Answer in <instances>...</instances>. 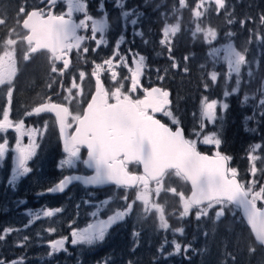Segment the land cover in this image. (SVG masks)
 Listing matches in <instances>:
<instances>
[{
    "label": "snow or ice",
    "instance_id": "6c2138e0",
    "mask_svg": "<svg viewBox=\"0 0 264 264\" xmlns=\"http://www.w3.org/2000/svg\"><path fill=\"white\" fill-rule=\"evenodd\" d=\"M58 0H42L45 7H35L31 11L27 10V5L19 8L16 24L26 30V38L28 54L24 56V60L30 59V54L38 53L41 50L46 51L50 56V74L59 73L63 75L65 70L70 68L71 53L77 50V57L89 53V47L84 46L87 41H93L96 47L91 51L95 52L100 46L107 43L104 35L97 38V34L105 33L108 25L105 20H95L91 15L87 14V5L84 0H66V11L61 14H55L54 8ZM207 3H214L215 11L219 13L228 7L227 0H207ZM181 6H186V0H179ZM206 0H197L194 9L197 18L202 17ZM116 6L123 8L121 0H116ZM159 7V6H158ZM101 11H106L103 2L100 4ZM206 10V9H205ZM84 14V18L79 22L73 19L74 13ZM132 13L123 11V17L127 18ZM231 16V14H230ZM2 23L7 20L0 19ZM261 28L264 29V14L259 16ZM89 22L91 24L89 25ZM229 24L233 20L229 18ZM243 26L246 21L241 20ZM132 25H137V20H131ZM79 30H89L90 36L81 35ZM180 31V24H166L162 29V38L159 43L166 46L170 59L171 67L178 68L180 65L171 56L172 44L170 37ZM202 33L205 41L215 40L218 33L216 29L211 27H200L197 25L193 35ZM134 35H144L143 31L134 32ZM228 37L234 36V33H227ZM252 35L257 39L264 41V31L259 33L252 30ZM126 37L120 36L113 44L112 55L102 62L92 61L94 68L91 76L95 79V93L92 95L91 102L88 103L83 114L73 115L69 108L63 103H41L31 112H26L25 116L40 115L42 113H54L56 121L59 125V133L63 143V152L66 158L60 161V167L65 165L72 169L77 167V162H82L88 169L93 170L92 175H67L60 179L54 186L47 188V193H63L73 181H82L87 185H115L118 188L134 189L136 196L132 201H128L127 193L121 199L125 201V208L116 211L113 215L107 217L106 220H96L94 224H89L87 228H73L71 232L72 245L87 244L92 245L98 241L105 239L109 228L119 221H123L132 211L134 205L140 202L143 205L145 214L155 212L158 214L159 227L167 230L170 225L165 214V204L159 202L161 193H171L179 197L181 210L179 218L188 217L192 210L195 209L197 220L208 217L210 210L216 209L215 218L219 220L225 215L226 210H230L229 206L240 208L247 217V223L251 225L255 232V239L259 245L264 247V206L258 207V201H264V185L258 186L255 190L256 181H252L250 186L241 183L238 177V170L229 167L228 162L231 157L222 154L219 150L213 156L201 153L197 148V141L186 139L183 130L176 127L175 130L168 127L161 120L156 118L157 113L171 117L174 124L179 121L173 116L169 106L171 104L170 92L161 87L144 88L143 98L133 99L129 94L134 93L138 87H141V77L145 70V57L140 55L134 60L135 67H130L127 63V55L120 52V46ZM148 41H145L147 43ZM251 40H249V43ZM8 46L15 45L17 40L8 38L5 42ZM129 52L132 50L129 49ZM219 53L220 49L214 50ZM224 59L227 61L229 75L236 74V89L240 86V74L242 66L249 63L247 59L248 49L237 50L232 44L228 43L223 46ZM264 55V53H262ZM189 57H184L188 60ZM59 62V67L57 66ZM119 67H125L131 73L130 88L128 92L122 91L124 85L118 81L120 73L117 71ZM203 67V66H202ZM107 70L110 73V80L119 83V86L109 92L102 81L101 74ZM184 72H188V68L184 67ZM17 73V65L15 55L12 51L6 50L0 55V86H6V99L8 104L2 111V119H0V132H6L13 129L17 133L15 147L13 149L14 167L12 168L11 178L7 181L8 185L15 190L16 182L27 174L32 172L29 162L37 154L39 143L37 137L42 129L36 127H26L24 119L16 121L10 119L11 98L14 91V77ZM251 75V71L248 73ZM212 82H216L218 73L212 71L208 73ZM79 79L82 81L86 77L84 71L78 73ZM164 77L161 76L160 79ZM52 83H56L53 81ZM52 85L50 84L49 87ZM205 88L208 84L204 85ZM74 89H81L80 84L76 83L73 77L71 87L67 89L71 96ZM228 93H225L227 95ZM259 99V107L264 109V87L261 88ZM67 100L68 97H65ZM247 101L248 97H244ZM114 101V102H110ZM218 101L208 100L204 98L201 105V114L210 120L216 119ZM229 105L224 103L223 109H227ZM264 117V111L259 112ZM253 116L245 117L246 120L253 119ZM74 126V131H69ZM47 129V122L43 126V131ZM27 136L28 143H23V138ZM0 160H3L9 151V142L6 138L0 137ZM203 143L215 145L217 148L222 141L219 133L203 135ZM261 145H255L254 148H261ZM85 150L87 157L81 160V151ZM252 161H256L255 155H250ZM131 165L142 166V172L131 171ZM255 175L257 168L255 164L250 169ZM178 177L182 181L189 182L191 185L190 195H186L184 191H178L176 187L168 185L171 177ZM154 185V187H153ZM44 193H41L43 195ZM155 196L157 199H153ZM105 200L104 203H109ZM17 203H23L22 200ZM87 203V201H85ZM79 207V206H77ZM62 211L61 208L47 209L42 211L45 218L54 217ZM32 219H29L28 226L33 224L35 220L40 219V214L28 213ZM96 216L97 213H93ZM14 231L12 228L5 229V233ZM55 228L48 229V232H55ZM183 233L182 228L174 230ZM6 237L0 236V240ZM24 237V241H27ZM68 237H61L49 241L51 251L48 256H53L60 251H67L66 241ZM175 253L181 251V244L173 241ZM17 246H23L18 244ZM190 245L184 248L187 251ZM251 254L256 251L255 247L249 249ZM172 253H170L171 255ZM0 264H24L22 258L7 260L0 257ZM264 264V262H262Z\"/></svg>",
    "mask_w": 264,
    "mask_h": 264
},
{
    "label": "flooded vegetation",
    "instance_id": "af4514ba",
    "mask_svg": "<svg viewBox=\"0 0 264 264\" xmlns=\"http://www.w3.org/2000/svg\"><path fill=\"white\" fill-rule=\"evenodd\" d=\"M123 0H121L122 2ZM99 0H92L89 2L87 8V14L97 16L101 13L99 11ZM27 5V10L31 11L33 8L45 7L42 0H0V19L7 20V23L0 21V55H3L4 51L10 50L15 55V62L17 65V73L14 77V91L11 98V111L10 119L12 121L24 119L26 127H36L42 129L40 135L37 137L39 147L37 154L32 161L29 162V166L32 168V172L24 177H21L16 182L15 190L11 185H8L7 181L11 178L12 168L14 167L13 156L14 147L16 143L17 133L13 129H9L6 132H0V137L6 138L9 142V151L6 153L3 160H0V236L6 237L0 240V257L6 258L11 261L13 259L22 258L24 264H38L39 253L44 256L43 264H65L66 259L75 258V261L71 264H80L79 259H76V255H79L81 251H76L77 247L83 245L82 249H85L89 254L101 251L102 262L101 264H122L124 252L123 250H115L119 247L120 239L125 235L126 240L123 241V245L126 247L127 256L131 251H135L134 259L131 264H139L138 257V233H131L129 231L123 234L122 230L118 227L127 219L128 215L123 221H119L111 226L106 233L103 241H98L92 245L81 244L72 245L71 232L73 228L84 229L89 224H94L96 220H106L108 216L113 215L116 211L123 210V200L121 196L129 197V201L133 200L134 189L118 188L115 185L104 186L102 188L85 187L81 183H73L69 185L63 193H47V188L54 186L60 179L67 175H92L93 171L89 170L82 162H77L75 169L65 165L60 167V161L66 158V153L63 152L62 139L59 133V125L56 121L54 113H42L40 115L25 116L26 112H31L35 107H38L41 103H63L67 106L70 112L75 115L77 113L83 114L84 109L95 90V79L91 76L93 71V63L102 62L104 59L110 57L113 52V44L117 39L123 35L120 19H117L115 14L118 13L116 7H110L106 5L105 17L103 20L107 22L108 31L110 34L106 36L104 34H97L98 36L104 35L107 43L103 50H99V54H94L90 50L84 56V59L77 57V50H73L71 53L70 68L65 70L63 75L59 73L50 74V56L49 54L41 50L38 53L30 54V59L25 61L24 56L28 54L26 38V30L16 24V17L20 7ZM133 6L131 9H135ZM130 9V8H128ZM66 9L62 6L60 0L55 5V14H61ZM81 15L76 13L73 19L79 22ZM91 22H89V25ZM81 35L90 36L89 30H79ZM8 38L17 40V43L12 46H8L5 42ZM99 38V37H97ZM124 42L120 46V52L127 55V63L134 67V60L138 59L140 55L135 54L133 51L129 52V48H125ZM93 41H87L85 45L92 46ZM110 45L112 49L107 50L106 47ZM100 55V56H99ZM99 56V58H98ZM59 67V62H57ZM84 71L86 73V81L83 82L79 79L78 73ZM117 71L120 73L118 78L119 82L123 83L124 87L122 91L128 92L130 88V79H123V77H130L128 73L123 71L122 67H119ZM110 73L105 70L101 74L102 81L105 88L111 92L117 83L111 82L108 77ZM73 77L76 78V83L80 84L81 89H74L71 96L67 92V89L71 87V81ZM56 81V83H52ZM52 85L49 87V85ZM155 83L152 81V77L147 75L144 70V74L141 77V87L129 94L133 99L143 98L144 88H150ZM6 86H0V110H2L7 104L6 99ZM65 97H68L66 100ZM114 102V101H110ZM0 119H2V111H0ZM165 117H161V120L165 122ZM47 122V129L43 131V126ZM171 128L177 127L169 122L166 123ZM69 131H74V126ZM0 142H3L0 139ZM23 143H28V138H23ZM87 157L86 151L82 149L81 160ZM131 171L141 172L139 165H131ZM41 193H44L41 195ZM117 195L120 200V204L117 208L111 207L106 212L100 214L101 211L96 210V218L89 217V213L85 209V204H81L83 201L98 200L104 202L111 199L112 195ZM79 202H76V199ZM22 200L23 203H17ZM79 206V207H77ZM61 208L62 211L57 213L54 217L45 218L42 216V211L47 209ZM31 212L34 215L40 214V219L35 220L33 224L28 226L30 217L28 213ZM12 228L14 231L11 233H5L4 230ZM55 228V232H48V229ZM24 237H27V241H24ZM61 237H68L66 241L67 251L54 254L51 257H47V249H51L49 241L55 240ZM23 244V246H17ZM133 244V247L131 245ZM45 247V248H43ZM47 248V249H46ZM31 256V257H30ZM47 257V258H46ZM30 259V260H29ZM129 260V259H128ZM125 264H130L129 261Z\"/></svg>",
    "mask_w": 264,
    "mask_h": 264
},
{
    "label": "trees",
    "instance_id": "16d2710c",
    "mask_svg": "<svg viewBox=\"0 0 264 264\" xmlns=\"http://www.w3.org/2000/svg\"><path fill=\"white\" fill-rule=\"evenodd\" d=\"M28 1L31 2V0ZM133 1L138 6L142 4L140 0ZM168 2L167 6H172V4L179 6L178 0H168ZM196 3L197 0H186V6L178 7V9L182 8L180 12L182 11L183 16L172 50L180 65L174 70L176 73L181 72L178 76L179 80L159 83V86L171 91V108L175 110L178 116L176 119L187 139L191 138L189 130L193 128L190 123L195 121L189 114L195 112V107L201 99L220 100L227 96L225 102L229 107L224 113L223 120L216 122L219 126L215 129H220L219 138L222 141L219 147L220 152L231 157L229 167L236 168L238 178L241 179L239 171L247 166V150L254 144H264V117L259 115V112L264 111L259 107L260 91L264 87V55H262L264 41L257 40L252 35L254 29L257 33L264 31L259 21V16L264 14V0H227V9L219 13L215 11L213 3L207 6L201 21L197 24L200 27L216 29L218 35L210 43L205 41L202 33L195 36L191 34L190 12ZM146 11H149L148 8ZM155 11V9L150 10L149 17H152V20L149 26H154V30L157 29L159 32L166 18L154 21ZM229 18L233 20L232 24L228 23ZM241 20L246 21L243 26L240 23ZM227 33H234V36L228 37ZM249 40H251L250 43ZM228 43H232L237 50L248 49L249 63L242 68L238 91H233L237 87L236 81L233 77L228 79L229 72L226 64L215 59V56L223 51V46ZM215 49L221 51L216 53ZM186 56L189 59L185 61ZM165 61L166 58H161V63ZM184 67L188 68V72H184ZM212 71L218 73L216 82H212L208 75ZM249 71L251 75L248 74ZM205 84H208L207 88L204 87ZM225 93L228 94L225 95ZM245 96L248 97L247 101L244 99ZM248 116L254 118L246 120L245 117ZM186 188L189 191L187 185ZM178 208L181 209V206L179 205ZM229 209L219 220L215 218L214 210L209 213L208 217L200 220L196 219L195 209L183 219L177 215L169 216L168 222L173 228L183 229V233L177 236L182 248L190 245L186 252L183 250L182 254L172 258V264H262L264 262L263 248L256 245L234 207L229 206ZM118 229L122 230L123 234L127 231L131 235L138 233L139 264H153L154 256L162 242V236L168 235V232H164L159 227L157 213L145 214L137 206L133 208ZM125 240V235H123L119 247L115 250H123L122 264H125L128 259L131 264L135 251L132 250L128 258L126 247L123 245ZM251 247L256 248L254 254L249 251ZM80 251L81 253L76 255L80 264H101V251L92 254L86 252L85 249ZM66 261L65 264H71L75 258H69Z\"/></svg>",
    "mask_w": 264,
    "mask_h": 264
},
{
    "label": "rangeland",
    "instance_id": "374dc122",
    "mask_svg": "<svg viewBox=\"0 0 264 264\" xmlns=\"http://www.w3.org/2000/svg\"><path fill=\"white\" fill-rule=\"evenodd\" d=\"M91 1L92 0H84V2L87 5V8L89 7V2H91ZM140 1L142 4L140 6H138L133 0H125V1L123 0L121 3L124 5V7L120 8V7L116 6V0H100L99 9H100L101 2H103V6H104L105 10H106L105 7L107 4H109L110 7L113 6V7L117 8L118 13L115 15L117 16L118 20L120 19L121 24L123 25V27L121 29L123 31V35L126 37V39L124 40V44H126V41H128L127 44L129 43V45L128 46L126 45L125 48L131 49L135 54H143V56L145 57V65H146L145 73H147V75H150L152 77V81H153V83H155V85H160L159 83L177 82L179 80L178 76L181 74V72L179 71L178 73H176L174 71L176 68L172 69V67H171L172 60L169 58L170 54H169L166 46L161 45L159 43V41L162 38V29L164 28V26L166 24H176L177 22H179V24H181L183 14H182V11L180 12V10L182 8L178 9V7H181V5L179 4V0H178V5H179L178 7L173 6V4H172V6H167V3H169L168 0L167 1L166 0H140ZM60 2L62 3V6L64 7V9H66V0H60ZM147 3L149 4L148 6L146 5ZM163 3H165V4H163ZM210 4L211 3H207V0H206L205 8L201 9V11L204 12L206 7L209 6ZM196 5H197V3L194 5L193 9L190 12L191 17H190L189 22L192 25L191 34H193L195 27L198 25L197 22L201 21V19H202V17L197 18L195 16L194 9H195ZM133 6H135L134 7L135 9H131ZM128 8H130V9H128ZM146 8H148L149 11H146ZM154 9L156 10L155 14H154V21H156L157 19L164 20L166 18L165 23L162 26V28L159 30V32L157 29L154 30V26H152V25L149 26V22H150V20H152V17L151 18L149 17L150 10H154ZM126 10L132 13L127 18L123 17V15H122L123 11H126ZM99 11H101V10H99ZM104 12H106V11H101V13L97 16L98 18H94L95 16H93V15H91V16L95 20H102L105 17ZM75 14L76 13H74L73 16ZM79 14H82V13H79ZM83 18H84V14L81 15V19H83ZM133 19L137 20V25L131 24V20H133ZM201 25H202V23H201ZM108 27H107L105 33H103L105 36L107 34H110V32H111V31H108ZM141 30L144 33V35L142 37L140 35H134L133 34L134 32H139ZM177 35H178V32L174 36L170 37L172 48L175 44V40H176ZM97 37H99V36L97 35ZM203 38H204V35H203ZM145 41H148V42L145 43ZM210 42L211 41H209L208 43H210ZM84 46L89 47L85 44H84ZM94 47H96L95 43L92 46H90L89 49L91 50ZM103 49H104V46H100L97 51H95V52L92 51V53L99 54L98 51L103 50ZM106 49L110 50V49H112V47L110 45H108L106 47ZM84 56L85 55H82L80 58L84 59ZM99 56H98V58H99ZM171 56L174 57V51L173 50L171 52ZM161 58H166V61L164 63H161ZM215 59H218V60L224 62V64H226V67L228 70L227 61L224 59V52L223 51L221 53L217 54L215 56ZM175 60L178 62L177 58H175ZM129 66L132 67L131 65H129ZM122 68H123V71L125 73H128L129 76L131 75V73L129 71H127L125 67H122ZM242 68H243V66H242ZM242 71L243 70L241 69V73H242ZM228 72H229V70H228ZM161 76H163L164 78L160 79ZM108 77L110 78V75H108ZM231 77H233V79L236 81L237 77H236L235 73H231L228 76V79L230 80ZM86 79L87 78L85 77L82 81L85 82ZM118 81H120L119 78H118ZM111 82H113V81H111ZM115 83H117V82H115ZM118 86H119V84H118ZM77 91H79V89ZM226 97L227 96H224V98L217 100L218 101L217 114H216L215 120H210L209 118L202 116L201 105H202V100L204 98L201 99V102L195 107V112L193 111L192 114H189L193 120L195 119V121L190 123L193 127L191 130H189L191 132V138L190 139L196 140L197 141V148L202 149L204 151H207V153L215 154V152L217 150H219L220 146L217 148L215 145H209V144L203 143V135H209V134H212L214 132L219 133L220 129L216 130L215 127L219 126L218 124H216L217 121L223 120L224 113H225L226 109H223L222 105L224 103H226L225 102ZM170 110L172 111L173 116L175 118H177L178 116L176 115L175 110L171 107H170ZM164 117H165V120L167 122H169L173 125L180 126L179 124H174L171 117H168L166 115H164ZM255 145H261L262 147L257 149V148H254ZM250 155H255L257 157V160L252 161L250 159ZM253 164H255V167L257 168V172L255 175H253L250 172V169L253 166ZM239 175L241 176V179L239 178L240 181L242 183H244L246 187L250 186L252 181H256L255 190H258V186L264 185V144H262V143L254 144L252 147H250L247 150V166L244 169H241V171H239ZM168 185H170L172 187H176L178 191H184L186 195L188 193V189L186 188L185 181H182L178 177H175V176L171 177L168 181ZM153 187H154V185H153ZM136 191L137 190L134 191V195H133L134 198L136 196ZM122 197H124V196H121V198ZM119 198L120 197L113 194L111 199H109L110 202L107 204H105L104 202L98 201V200H88L87 203H85V201H83V202H81V204H83V203L85 204V209L89 213L88 216L89 217L91 216V218L94 219V218H96V216H93L92 214L95 213L96 210L101 211L100 214L102 215V213L106 212L111 207L117 208L120 204ZM128 199H129V197H128ZM153 199H157V198L155 196H153ZM158 199H159V202L161 204L166 205L165 214H166L167 219L171 215H177V217H179V211L181 210L178 208V206L180 205L179 197H176L171 193H161V195ZM130 201H132V200H130ZM76 202H79V199H76ZM123 203H124L123 206L125 208V201L124 200H123ZM257 204H259V205L264 204V201H258ZM135 206H137L138 209H141L143 211V205L140 202H137L134 205V207ZM124 208H123V210H124ZM213 210H214V214H215V211H216L215 208L210 210L209 213H211ZM234 210H235V212H237L235 208H234ZM169 225H170V227L167 230L162 229L164 232H168V235L165 234L164 236H162V242H161V244L157 250L156 255L154 256L153 264H172V258L174 256H177V255L183 253L184 248H181V251L179 253H175L174 246H173L172 242L173 241L178 242L177 236L180 235L181 233L175 232L174 230L178 229V228H173L171 223H169ZM43 248H45V247H43ZM82 248H83V245L80 247H77V250L80 251ZM46 251H47V253H49L51 251V249L48 248ZM61 252H63V251H60L59 253H61ZM184 252H186V251H184ZM59 253L56 256H59ZM170 253H172V254L170 255ZM46 256L48 258L50 257V256H48V254H46ZM37 258H38V264H43L42 262L44 260V256L39 253V256H37Z\"/></svg>",
    "mask_w": 264,
    "mask_h": 264
},
{
    "label": "water",
    "instance_id": "95a60500",
    "mask_svg": "<svg viewBox=\"0 0 264 264\" xmlns=\"http://www.w3.org/2000/svg\"><path fill=\"white\" fill-rule=\"evenodd\" d=\"M134 67H135V64H134ZM155 87H159V86H155ZM166 90H168L169 92H170V100H171V91L169 90V89H166ZM94 93H95V90H94ZM93 93V94H94ZM92 99V98H91ZM91 99H90V101L89 102H91ZM88 102V103H89ZM172 103V102H171ZM88 105V104H87ZM87 105H86V107H85V109H84V111L86 110V108H87ZM170 106H171V104H170ZM169 106V107H170ZM156 115V118L157 119H159L160 120V116L162 115V113H157V114H155ZM162 122V121H161ZM163 123V122H162ZM166 125V124H165ZM168 126V125H167ZM169 127V126H168ZM171 128V127H170ZM176 128V127H175ZM175 128H172L173 130H175ZM181 128V127H180ZM182 129V128H181ZM183 130V129H182ZM183 134H184V131H183ZM185 136V135H184ZM186 138V137H185ZM63 144V143H62ZM201 152V151H200ZM201 153H204V154H207V155H209V156H213V154H208V153H205V152H201ZM140 169H141V172H142V166H140ZM89 170H91V169H89ZM93 171V170H92ZM238 179V178H237ZM73 183H81L83 186H85L84 184H83V182L82 181H73L71 184H73ZM187 184H188V186H189V193H188V195H190V193H191V185H190V183L189 182H186ZM104 186H109V185H87V186H85V187H92V188H102V187H104ZM238 210H239V214H240V217L242 218V220L244 221V223L246 224V226L249 228V230H250V233H251V235H252V237H253V239H254V241L259 245V243H258V241H256V239H255V232L252 230V228H251V225H249L248 223H247V217H246V215L243 213V210L242 209H240V208H237ZM260 246V245H259ZM262 247V246H261ZM262 248H264V247H262Z\"/></svg>",
    "mask_w": 264,
    "mask_h": 264
}]
</instances>
